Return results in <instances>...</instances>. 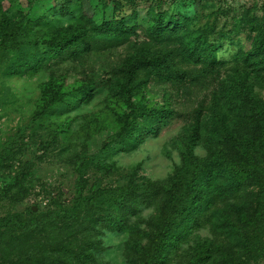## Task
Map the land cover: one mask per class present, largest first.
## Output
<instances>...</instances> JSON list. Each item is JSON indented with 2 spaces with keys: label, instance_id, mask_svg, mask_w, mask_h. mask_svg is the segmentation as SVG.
Instances as JSON below:
<instances>
[{
  "label": "trees",
  "instance_id": "16d2710c",
  "mask_svg": "<svg viewBox=\"0 0 264 264\" xmlns=\"http://www.w3.org/2000/svg\"><path fill=\"white\" fill-rule=\"evenodd\" d=\"M99 1L105 6L111 1L114 10L119 7L117 0ZM61 2L54 10L73 15L69 0ZM156 8L147 11L144 43L130 41L138 29L135 11L120 18L113 14L97 23L85 14L81 3L78 25L56 28L39 41L32 33L31 20L25 14L15 15L0 0V47L10 55L5 73L23 75L49 68L52 59H78L100 39L127 41L131 53L109 71L104 83L129 110L117 115L118 128L109 141L120 148L135 147L144 135L156 134L171 115L134 104L136 80L144 83L155 78L178 86L211 83L227 64L217 54L220 36L210 38L212 28L194 27L191 15ZM246 24L255 32L252 47L237 50L232 61L242 60L254 69L260 63L264 70V24L249 18ZM168 44L175 48L168 50ZM94 85L87 82L63 91L52 79L45 81L31 124L66 111L69 97L77 103L88 102ZM218 94L216 101L224 103L230 114L223 126L208 128L204 157L193 151L201 136L203 105L192 116L180 165L163 180L131 174L121 185L101 186L96 181L88 185L87 168L101 164L93 154L79 157L70 204L54 201L53 208L42 212L29 206L25 212L0 216V264H95V252L103 248V232L124 229L130 264H167L179 243L205 225L224 240L197 242L189 248L186 264H255L264 259V95L237 77ZM42 147L47 149L48 143ZM6 152L8 148L1 150L0 158ZM142 208L150 212L143 216Z\"/></svg>",
  "mask_w": 264,
  "mask_h": 264
},
{
  "label": "rangeland",
  "instance_id": "374dc122",
  "mask_svg": "<svg viewBox=\"0 0 264 264\" xmlns=\"http://www.w3.org/2000/svg\"><path fill=\"white\" fill-rule=\"evenodd\" d=\"M61 1L3 0V5L15 15L25 14L39 41L45 40L56 28L78 25L79 3L85 14L97 23L113 14L120 18L135 11L138 29L130 41L138 44L147 42L144 29L148 25L150 7L185 13L194 17V27L212 28L210 38L220 36L217 54L225 58L227 64L220 71L219 79L211 83L207 80L199 85L178 86L155 78L144 83L133 82L132 89L137 86L132 90L134 104L169 111L171 115L162 122L156 134L144 135L135 147L120 148L111 143L109 137L118 128L117 115L129 110L124 101L109 93L104 82L109 71L131 53L127 41L100 39L91 51L78 59H52L48 61L49 68L23 75L5 73L10 55L0 47V152L8 148L0 158V216L25 212L29 206L42 212L53 208L54 201L70 204L77 176L75 163L84 155H95L96 162L101 164L87 168L88 185L95 181L101 186L121 185L131 174L163 180L180 165L181 151L198 106L203 105L201 136L193 151L204 157L203 139L208 128L223 126L230 114L224 103L216 101L221 87L237 77L251 84L256 93L264 95L262 65L259 63L254 69L242 60L232 61L237 50L251 49L255 32L249 29L246 19H253L257 25L264 24V0H117V10L111 1L105 6L99 0H69L73 15H61L54 10ZM167 48L171 50L175 46L168 44ZM51 79L63 91L87 82L95 83L94 96L80 103L69 97L66 111L31 124L30 118L41 96L40 85ZM42 143H48V148L43 149ZM103 143L105 147L101 148ZM149 212V208H142L141 215ZM127 237L126 229L104 231L100 236L103 248L94 254L95 264H130L124 250ZM205 240L223 241L224 237L212 232L208 225L192 230L170 254L167 264H186L189 248ZM255 264H264V259Z\"/></svg>",
  "mask_w": 264,
  "mask_h": 264
},
{
  "label": "water",
  "instance_id": "95a60500",
  "mask_svg": "<svg viewBox=\"0 0 264 264\" xmlns=\"http://www.w3.org/2000/svg\"><path fill=\"white\" fill-rule=\"evenodd\" d=\"M32 209L35 210V206H33Z\"/></svg>",
  "mask_w": 264,
  "mask_h": 264
}]
</instances>
